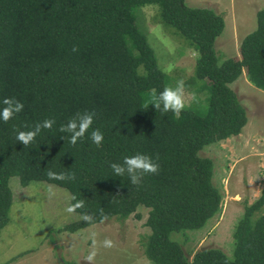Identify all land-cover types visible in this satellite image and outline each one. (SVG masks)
Instances as JSON below:
<instances>
[{"label": "trees", "instance_id": "16d2710c", "mask_svg": "<svg viewBox=\"0 0 264 264\" xmlns=\"http://www.w3.org/2000/svg\"><path fill=\"white\" fill-rule=\"evenodd\" d=\"M148 5H158L163 22L198 53L194 78L202 81L206 97L186 106L179 119L145 107L151 89L160 92L169 82L136 24L137 10ZM224 29L221 15L186 0H0V101L14 97L24 104L9 122L0 119V231L10 221L9 183L17 176L23 187L47 182L85 202L79 219L60 232L92 227L79 214L84 211L96 216L97 225L101 208L108 221L142 220L139 210L146 208L151 233L143 247L153 264H264V188L235 227L233 259L213 248L190 259L171 239L173 233L204 229L222 211L215 164L201 152L239 136L249 122L231 85L245 76L264 92V7L239 55L220 61L215 43ZM84 111L95 113L92 127L104 136L99 147L88 135L75 146L62 139L69 134L59 127ZM47 118L56 123L33 144L25 148L16 140L18 131ZM135 154L151 156L160 167L139 186L110 167ZM48 169L72 173L75 180L49 179Z\"/></svg>", "mask_w": 264, "mask_h": 264}, {"label": "rangeland", "instance_id": "374dc122", "mask_svg": "<svg viewBox=\"0 0 264 264\" xmlns=\"http://www.w3.org/2000/svg\"><path fill=\"white\" fill-rule=\"evenodd\" d=\"M190 7L213 9L225 21V29L215 43L220 61L236 58L243 38L257 28V12L264 0H186ZM136 24L153 48L159 67L168 75L167 86L185 81L186 106L203 104L206 90L196 80L197 51L189 40L163 22L158 5H148L136 12ZM246 109L249 122L242 133L207 147L201 156L213 160V183L223 195L222 211L200 231L173 233L188 258L204 249H220L234 258V231L245 207L253 204L264 188V92L252 86L246 77L231 85ZM206 106V105H205ZM13 204L9 224L0 231V264H87L91 250L90 234L102 241L115 242L111 249L99 247L96 264H153L144 253L143 242L151 231L146 226L148 211H139L142 220L133 216L114 218L76 234L60 229L79 219L65 211L71 193L55 184L33 182L23 187L20 179H10ZM49 188L55 193L49 197Z\"/></svg>", "mask_w": 264, "mask_h": 264}, {"label": "clouds", "instance_id": "9594fccd", "mask_svg": "<svg viewBox=\"0 0 264 264\" xmlns=\"http://www.w3.org/2000/svg\"><path fill=\"white\" fill-rule=\"evenodd\" d=\"M73 51H78L77 47H73ZM4 105L0 109V119L5 123L9 122L16 116H18L24 110V104L14 97H6L0 101ZM153 106L157 111L164 113L171 112L179 119L182 112L186 108L185 103V81L178 80L175 87L166 86L160 92H157L155 88L151 89L149 99L145 104ZM95 113L90 111L78 112L72 118H70L66 124L59 127L61 133H67L68 136H63L62 139L68 140L73 146L81 141L86 135L97 146H101L104 141L103 133L99 129H94ZM56 121L52 118H47L42 122H37L32 126V130L18 131L16 134V140L21 142L25 148L33 144L42 130H52ZM27 127V126H26ZM91 130V131H90ZM110 167L117 177H123L127 175L130 183L133 186H139L142 183L143 178L149 174H158L160 167L159 164L154 162L152 157L145 154H135L132 156H125L122 163H111ZM47 176L49 179L68 181L75 180V175L72 173H57L51 169L47 170ZM55 193L49 188V197L54 196ZM75 203H71L65 209L69 214H76L78 209L85 208V202L83 200H77L75 196L71 198ZM82 219L95 226L96 216L87 211L79 213ZM109 220V216L105 213L104 209H100L99 223H105ZM91 250L85 257L87 264H96L99 247L111 249L115 247V242L110 238H105L99 241L97 233L92 232L90 234Z\"/></svg>", "mask_w": 264, "mask_h": 264}]
</instances>
